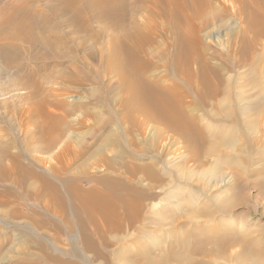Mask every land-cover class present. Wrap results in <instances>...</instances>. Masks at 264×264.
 I'll return each instance as SVG.
<instances>
[{"label":"bare ground","instance_id":"6f19581e","mask_svg":"<svg viewBox=\"0 0 264 264\" xmlns=\"http://www.w3.org/2000/svg\"><path fill=\"white\" fill-rule=\"evenodd\" d=\"M151 1L154 7L151 5L149 20L140 23L136 14L139 6H132L128 0H50L51 17L41 9L39 12L32 9L26 0H13L6 8L1 6L0 51L10 61L22 51L34 50L40 44L37 39H41L47 51L46 55L43 53L45 59L55 57L49 56L53 50L62 61L68 57L63 51V45H68L66 30H61L63 25L78 34L93 29L97 21L110 24L113 31L104 65L106 72L117 78L116 86L125 94L123 120L129 126L141 128L142 132L151 125L153 137H161L166 132L178 137L185 149L180 157L170 160L166 153L169 161L163 157L161 165L157 159L135 165L102 156L101 162L108 166L121 163L125 170L114 175L87 177L89 186L82 184L84 179L79 175H67L59 184L16 159L12 174L2 171L0 180L9 178L24 188L27 178L35 177L38 183L32 187L38 190L31 193L29 186L25 190L27 196L36 200L46 197L45 211L59 213L70 230L75 225L67 216V209L74 211L83 250L91 253L99 264L211 262L208 263L210 257L198 261L195 257L198 254L233 258L238 264H264L260 260L262 244L248 223L251 196L247 192L251 187L259 193L262 191L263 167L259 171L251 167L264 163V146L260 143L262 139L249 140L245 136L258 133L264 127V0ZM228 16L238 18L235 25L238 32L226 48L227 57L222 60L217 50L208 55L202 32L210 26L218 27L217 23L226 21ZM40 20L43 22L39 23ZM163 21L175 35L170 45L169 41L163 43L157 37L163 30ZM233 45L237 46L234 50ZM216 58L221 61H212ZM158 61L167 74L152 72ZM58 66L56 72L50 70L49 74L47 70L44 79L50 78L58 84H82L88 77L75 57L66 65ZM35 70L26 74L33 86ZM96 77L103 75L96 72ZM64 89L55 92L67 97L69 91ZM38 103L37 114L41 113L44 121L39 123L31 117L29 124L41 135L35 137L30 133L26 143L34 151L42 148L39 142L51 150L61 140L66 119L56 118L54 112L47 110L50 104L47 100ZM56 107L63 114H71L65 101L56 102ZM175 140L170 138L168 144L176 145ZM113 143L121 145V137ZM120 152L117 156L125 154L124 150ZM85 153L83 149L72 150L63 161L67 166L83 161ZM196 179L204 183L201 189L194 187ZM12 213L17 215L18 211L7 212ZM179 217L186 221L177 225ZM33 222L38 223V219ZM163 226L171 228L164 236L150 230V227ZM126 227L141 230L130 243L122 234ZM116 242L122 246L109 250L111 256L108 248ZM234 244L241 245L240 251L234 256L228 255L231 253L225 251L227 246ZM85 256L89 257L86 253Z\"/></svg>","mask_w":264,"mask_h":264},{"label":"rangeland","instance_id":"374dc122","mask_svg":"<svg viewBox=\"0 0 264 264\" xmlns=\"http://www.w3.org/2000/svg\"><path fill=\"white\" fill-rule=\"evenodd\" d=\"M10 1L13 0H0V10H2V4L3 7L6 8V5H8ZM49 1L50 0H30L28 2L26 0L31 7L33 6L32 9H36L37 11L43 10L46 14H49L48 16H50V12L52 10L49 6ZM128 2H131L132 6L133 4L139 6V10L136 13L139 17V22L141 21L140 23H146V21L149 20V10L154 7L152 1L150 2L149 0L145 3L144 0H128ZM144 5L146 6L145 8ZM54 20L57 19H53V21ZM157 21L159 22L160 20ZM41 22L43 21L40 20L39 23ZM221 22L222 21H219L217 23L218 27L210 26L205 29L202 32V37L205 42V46H207L208 55L210 56V53L217 50L218 54H220L219 58L224 60L227 57L225 54L227 51L226 48L229 44L231 45V39L236 37L234 35H237L238 31L236 29L237 26L235 27V25L238 23V18L228 16L226 17V21ZM93 24V26H95L92 27L93 29L87 32H80L78 34L74 29L70 30L71 27L69 28L64 25L61 27V30H66V44H68L63 45V51L68 55V59L65 58V60L62 61L58 59L56 56L57 54L55 53L56 51L53 50H51L52 52L49 51L50 54H48L51 56L50 58H52L53 55H55L56 58L53 57L50 60L45 59L46 56L43 55L45 52L47 53V51L44 50L42 42L40 41L41 39H37L40 44L38 43L39 45H37L34 50H25L24 53L22 51L19 55H14L15 58L10 61L5 59L4 54L0 51V160H2L0 161V173L4 170L11 173L15 160L19 159L21 163L33 167L37 172L40 171L42 174L49 175L53 181H58L57 183L59 184L60 182L63 183V177H66L67 175H79L84 179L82 184L89 186V182L85 180L87 177L95 175H114L115 172H124L125 170L121 163L116 164L115 166H108L107 164L101 162L100 157L102 156L113 157L114 160H117V162L122 161V163H124L125 161L124 164L135 165L146 164L157 159L161 165L163 164L164 159L167 161H169L168 157L170 160L172 158L176 159L177 157H180L179 155H181L182 152L185 151L183 143L179 142L180 139L176 136H172L171 133L166 132L161 137L157 135H154L153 137V135H150L151 125L146 127V129L142 132L141 128L129 126L128 123H125L123 120L122 106L125 94L120 88L118 89V84L116 86V83L118 82L117 78L107 73L104 65V59L106 58V53L109 49L108 44L113 29H111L112 27H110V24L106 22L97 21ZM147 24L149 25L151 22H147ZM106 28L109 29L107 30ZM103 31L105 32L103 33ZM88 34L94 35L89 36ZM157 37L160 41L163 39V43L169 41V45L175 39L172 29L169 28V25L165 21H163V30L158 32ZM236 47L237 46L233 45L232 49L234 50ZM259 48H261V46H259ZM72 57L77 59L80 63L81 70H83V72L88 76L82 84H69L68 82L58 84L50 81V78L44 79L46 77L44 75L48 74L47 70L48 72L50 70L54 72L58 67H60L58 65L61 63L62 65H66ZM31 58L33 60H31ZM55 59H57V62H55ZM220 59L218 60V58H216L212 61L217 60L220 62ZM159 64L153 67L152 72H157L162 75L167 74L168 71L166 72L164 65L162 66L160 62ZM33 70L37 73V75L34 76L36 78L34 86L30 82L31 80L29 81L28 79L29 75H26ZM96 72H100L103 77L97 78ZM109 84L111 86H109ZM63 88H66L64 89L65 91H69V95H67V97L56 93ZM43 99L44 101H48L47 104L50 103L47 110H51L52 113L54 112L53 114H56L54 115L56 118L58 116L59 118L60 116H63L66 119V124L63 132L64 135L62 134L61 140L54 148L47 150L46 145L39 142V144L42 145V148L38 151H34V149L30 148V145L26 143L28 135H30V133H34V135H36L35 137H37L40 136L41 133H39V130L36 131L35 127L29 124V119L34 117V119L39 123L44 121L43 115L41 113L39 115L37 114L39 113L38 102L43 101ZM188 99L190 100V98ZM58 101H65L71 108V114H63L62 110L56 107V102ZM202 112L203 111H201V113ZM100 123L103 126H99ZM154 126L156 128H162V125ZM260 131L253 134L246 133L245 136L249 140L251 138L254 139L255 137L262 139L260 140V143L264 146V127ZM118 137H121L122 139V144L119 146L113 143V140ZM170 138L173 140L176 139V145L170 146L168 144ZM75 149H83V151L87 153H85L86 157L83 158V161L86 160V162L83 163V161H76L67 166L63 160L70 151ZM121 149L125 151V154L120 157L117 155L121 153ZM89 150L90 152H88ZM225 152L226 151H224V153ZM166 153H168V157L166 156L167 158H165ZM174 156L176 157L174 158ZM260 164L254 165V167L251 168H255L259 171L263 167L262 170L264 171V163ZM14 173H17V171H14ZM249 180H253L252 176H249ZM260 180L262 181H260L262 188L260 193L258 192L259 190L253 187L247 191L249 196H251L249 201L250 216H248V223L251 226V230L255 233L254 236L258 237L262 244L260 249L262 251V253L260 251L262 259L260 260L263 262L264 176L260 177ZM12 181L13 180L9 178H1L0 180V264H99L97 262L99 260L92 257L91 253L83 250L79 237L80 231H78V222L76 221L77 216L74 211L67 209V216L69 215L71 217V220H73L75 225L70 230L66 228L64 219L59 213L53 212L52 210H49L50 212L45 211V205L47 204V202H45L47 199L46 197L36 200L33 196H27L25 191L26 188L29 186L32 187L38 183L35 177L29 176L24 188L16 186ZM194 183V187L197 189H201V187L204 186V183L202 181H198L197 179ZM37 190L38 188L34 189L32 187L31 193L36 192ZM206 193L207 192L203 190V194L206 195ZM211 193L212 192L208 193L207 197H210ZM9 210H16L18 211V214L15 215L12 213L8 215L7 212ZM245 210H247V206ZM33 219L34 221L35 219H38V223L33 222ZM177 220H179L176 222L177 225L186 221L183 217H179ZM203 222L204 221H202V224ZM170 229L171 228L168 226L160 228L150 227V230L158 231L159 234H163V236L164 234L166 235V231ZM162 230L163 233L160 232ZM124 231L126 233H123ZM124 231L122 234L125 235L122 236L126 239L129 238L127 243L132 242V240L137 236V233L139 234L141 232L140 229H137L136 231V229H128V227H126V230ZM126 234L128 237H126ZM75 240L78 241L76 242ZM72 242L75 245H73ZM44 245L47 247L49 246V248L46 250L43 247ZM239 245L236 246V244H234L232 247L227 246V250L225 251L231 253L228 255L234 256L241 249V245ZM121 246V242H116L112 247L108 248L107 253L110 255L111 253L109 250H117ZM207 246L205 247L207 248ZM85 253L89 255L88 258L85 256ZM195 257L198 261L203 260L204 257H210L208 258V263L211 261L209 264H238L233 258H231L232 260H230V258L226 260L206 254H198ZM169 264L179 263L171 261Z\"/></svg>","mask_w":264,"mask_h":264}]
</instances>
